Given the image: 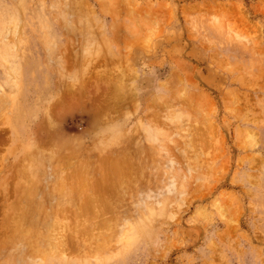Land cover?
<instances>
[{"label": "rangeland", "instance_id": "obj_1", "mask_svg": "<svg viewBox=\"0 0 264 264\" xmlns=\"http://www.w3.org/2000/svg\"><path fill=\"white\" fill-rule=\"evenodd\" d=\"M0 264H264V0H0Z\"/></svg>", "mask_w": 264, "mask_h": 264}, {"label": "bare ground", "instance_id": "obj_2", "mask_svg": "<svg viewBox=\"0 0 264 264\" xmlns=\"http://www.w3.org/2000/svg\"><path fill=\"white\" fill-rule=\"evenodd\" d=\"M73 11V10H72ZM79 16V15H78ZM66 176H68V175H66ZM46 217V216H45ZM50 218V217H49ZM85 229V228H84ZM82 230V229H81ZM81 232V231H80ZM84 232V231H83ZM94 246V245H93Z\"/></svg>", "mask_w": 264, "mask_h": 264}]
</instances>
